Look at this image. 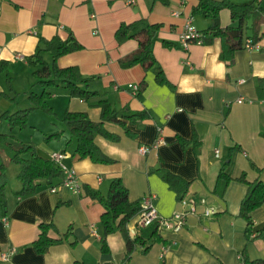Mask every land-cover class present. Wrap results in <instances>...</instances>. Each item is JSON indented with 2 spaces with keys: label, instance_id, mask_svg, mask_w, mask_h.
Listing matches in <instances>:
<instances>
[{
  "label": "crops",
  "instance_id": "obj_1",
  "mask_svg": "<svg viewBox=\"0 0 264 264\" xmlns=\"http://www.w3.org/2000/svg\"><path fill=\"white\" fill-rule=\"evenodd\" d=\"M129 1L0 0V58L10 61L13 86L19 92L15 101L0 96V114L30 106L29 93L43 89L39 90L35 84L32 75L35 67L28 63L25 55L37 49L40 38H51L57 33L64 36L71 31L84 47L62 55L58 63L78 65L84 75H94L89 88L119 104L118 109L146 108L154 117L138 122L126 119V128L134 131V135L125 134L122 126L108 125L121 137L117 141L101 135L96 137L104 152L114 159L107 164L74 156L77 141L61 120L66 109L84 110L91 118L98 119L100 110L91 105L98 97L90 100L71 97L69 90L58 84L52 87L49 99L56 116L60 117L58 123L53 116L44 118L38 113L41 110L34 109L29 119L32 132L28 139L23 129L9 126L5 132L18 140L33 142L43 157L52 159L53 152L63 151V163L78 172L82 188L75 192L59 185L52 191V185L42 183L31 195H17L16 191L22 187L18 178L20 169L15 173L14 164L10 162L13 152L0 148V160L8 162L10 208L7 222L0 218V264H70L74 260L84 264H240L246 245L251 259L264 257V242L260 238L247 242L246 222L239 215L248 184L232 179L225 186L218 181L225 162L226 170L234 177L246 173L248 180L257 177L264 180V169L258 172L252 167V163L264 166V84L260 86L264 79V51L260 50L264 38L258 43L259 48L245 47L236 51L235 61L229 66L222 56V42L218 37L210 43L182 46L180 34L196 0H171L170 5H154L152 0H134L131 4ZM263 3L264 0H257L258 5L264 6ZM174 10L180 14L174 15ZM221 16L223 24L230 22L228 9L222 10ZM140 17L162 23L155 35L160 38L153 40L159 64L148 71L141 65L123 68L119 63L121 57L138 48L136 38L120 44L115 39L121 22ZM195 23L202 30L212 22L199 16L195 17ZM163 39L177 45L165 46ZM160 69L171 84L157 82L156 74ZM144 76L147 87L141 101L132 85L138 84ZM5 89L3 75L0 91ZM4 122L0 121V126ZM58 130L63 131L60 138L45 141L46 133ZM194 131L202 140L201 146L195 148L191 143L184 147L177 135L190 139ZM144 144L151 146L146 153L140 151ZM234 146L230 155V147ZM216 149L220 150V156H216ZM154 167L193 181L182 201L162 178L161 171H151ZM14 176L18 180L14 178L12 182ZM115 176L123 178L132 199L150 196L164 216L190 209L191 199L195 200L196 211L187 215L181 230L160 231L169 239L164 260L160 257L164 243H155L148 250L138 243L127 256L126 241L119 231L108 236L110 250H101L100 219L105 207L87 194L86 188L106 193ZM207 208L212 212L206 213ZM253 219L256 227L264 224V204L254 210ZM42 221H54L61 232L73 225L77 244H70L72 237L62 239L47 252L38 253L32 243ZM130 223L133 226V219L128 225ZM150 244L151 241L147 246ZM13 247L16 250L3 259L1 254Z\"/></svg>",
  "mask_w": 264,
  "mask_h": 264
},
{
  "label": "trees",
  "instance_id": "obj_2",
  "mask_svg": "<svg viewBox=\"0 0 264 264\" xmlns=\"http://www.w3.org/2000/svg\"><path fill=\"white\" fill-rule=\"evenodd\" d=\"M157 3L170 5L171 0H152ZM230 11V22L222 23V10ZM191 14L195 17H204L211 20V25L202 29L204 34V43H210L215 38H220L222 42V56L230 66L235 61L236 51L246 47V39L252 38L253 43L258 44L264 38V6L258 5L257 0L247 3H237L234 0H196L191 7ZM246 20L250 22L246 23ZM162 23L151 22L146 17H140L130 22L123 21L115 31V39L118 44L130 38H136L139 41L138 48L129 55L121 57L119 63L123 68L134 65H141L145 71H148L154 65L159 64L153 50V40L155 35L161 29ZM165 46H176L173 41L163 39ZM43 45V48H42ZM84 45L77 39L73 32L66 35L57 33L51 38H40L37 49L25 55V59L35 69L32 75L35 84L42 86V91H31L28 95L30 106L19 108L14 112L4 111L0 114V121H5L11 128L24 129L29 124V119L34 109H39L47 115L54 116L56 111L50 104L49 99L52 96V87L62 84L71 95L84 100H90L98 97V100L91 105L99 108V118L93 119L89 113L84 110L66 109L63 115V122L77 141V146L73 155L79 159L89 158L94 163L107 164L114 162V159L106 154L101 146L97 143L96 137L101 135L111 141H117L121 137L118 132L108 128L110 124H116L124 128L125 134H135L134 131L126 128V119L131 122L147 121L154 119L152 113L146 109L130 110L128 108L122 111L108 98L102 96L98 90L89 88L90 82L95 77L86 76L82 73L78 65L61 66L58 63L62 55L80 50ZM43 50L49 52L51 60H48L43 54ZM264 51V46H260ZM5 76L6 89L0 91V96L11 100H16L19 92L13 86V75L10 70V61L0 58V77ZM156 80L159 83H170L163 69L158 70ZM264 79L261 80L260 86H263ZM147 87V80L144 76L138 83L136 95L142 101L143 91ZM62 130L49 132L45 134V141L50 142L60 138ZM264 137V128L262 129ZM177 139L185 147L193 144L199 148L202 144L198 133L194 131L190 139L177 135ZM69 145V141L66 146ZM0 146L8 147L13 153L10 162L20 166L18 178L22 183L21 189L16 191L17 195L28 196L35 193L42 183L48 185L59 184L64 176L62 168L52 159L43 157L37 151L33 142H25L14 138L8 132L0 131ZM230 147V155L234 151ZM225 162L218 174V181H222L225 186L232 179H238L248 184L247 195L242 199L240 204L239 215L245 220L244 236L249 243L255 238H260L264 242V224L256 227L254 225L253 212L264 204V180L257 177L254 180H248L246 173L238 177L232 176L231 172L226 170ZM252 167L258 172L264 169L252 163ZM161 171L162 178L169 184L170 188L176 192L177 199L182 201L185 194L190 189L193 181L186 180L179 175L170 171H165L160 167H154L151 171ZM8 186V162L0 161V218L9 215V201L7 197ZM87 194L92 198L99 200L105 207L101 214L100 223L102 226V237L100 239L101 250L107 252L110 250L108 236L115 231H119L126 241L127 256L134 250L138 243L145 246L148 250L155 243H168L169 239L157 230L156 225L147 228H139L138 234L132 236L129 230V222L140 209L142 198L132 199L129 188L121 176H115L108 187L106 193L99 189L87 187ZM60 204V203H58ZM57 204V205H58ZM40 232L33 241V246L38 253H45L48 249L62 239L73 238L71 245L77 244L74 227L70 225L68 229L61 232L54 221L39 223ZM56 233V235H53ZM151 241V244H147ZM244 264H264V257L251 259L246 245L242 250ZM70 264H84L81 260H74ZM104 264H112L105 262Z\"/></svg>",
  "mask_w": 264,
  "mask_h": 264
},
{
  "label": "built area",
  "instance_id": "obj_3",
  "mask_svg": "<svg viewBox=\"0 0 264 264\" xmlns=\"http://www.w3.org/2000/svg\"><path fill=\"white\" fill-rule=\"evenodd\" d=\"M129 3L130 4L134 3V0H130ZM173 13L174 15L178 16L180 14V11L174 10ZM180 41L184 48H188L192 43L203 44L205 42L204 34L196 25L195 18L192 14H188L186 16V22L184 24L183 31L180 34ZM246 47L251 49L259 48V44L253 43L252 38L248 37L246 39ZM18 55L20 56V54ZM132 88L137 91L138 84H133ZM242 100L243 98H239V101ZM150 148H151L150 145L144 144L140 146V151L142 153H146ZM215 153L216 156H220L221 154L219 149H216ZM64 156L65 153L63 151H56L51 154L52 160L55 161L64 171V176L62 178L61 183L53 184L51 190L56 191L57 187L59 185H62L72 191L80 192L82 188V184L80 182L78 172L74 168L68 167L63 163L62 159ZM191 200H192V204L190 209L184 211H176L171 216H164L159 213L156 205L152 201V198L150 196L144 195L140 202V209L132 217L134 224H132L133 226H131V223L129 225V230L132 236H136L138 234L139 227L147 228L152 225H156L158 231L181 230L186 223L187 215L189 213L196 211L195 200L194 199ZM210 212H212V210L207 208L206 213H210ZM3 218L7 222V218L6 217ZM168 248H169L168 243L162 244L161 253H160V257L162 260H164ZM15 250L16 248L13 247L9 251L3 252L1 254V257L3 259H7L9 255ZM240 264H244V262H241Z\"/></svg>",
  "mask_w": 264,
  "mask_h": 264
},
{
  "label": "rangeland",
  "instance_id": "obj_4",
  "mask_svg": "<svg viewBox=\"0 0 264 264\" xmlns=\"http://www.w3.org/2000/svg\"><path fill=\"white\" fill-rule=\"evenodd\" d=\"M263 5H264V3H263ZM247 22H249V20H246V23ZM160 37L159 36H156L155 37V40H158ZM42 48H43V45H42ZM43 54L45 55V57L48 59V60H51V55L49 54V52H47V51H45V50H43ZM37 86H39V90L42 88V86L40 85V84H38ZM117 106H118V108H120L121 106L119 105V104H116ZM38 113H40L44 118H50V116L49 115H47L46 113H44L43 111H38ZM53 120L55 121V122H59V119H60V117H57L56 115H54L53 117ZM62 120V119H61ZM29 122V121H28ZM62 122H63V120H62ZM64 123V122H63ZM29 126H27L26 127V129H23L24 131H23V134H25L26 135V138L28 139V137H29V134L32 132V127H30V123L28 124ZM9 129V125L7 124V122H4L3 123V125H1L0 126V131L1 132H5V130H8ZM0 148H4V149H6V150H9V152H11L10 151V149H8V147H5V146H0ZM1 161V160H0ZM14 165V168H15V173H16V170H18V169H20V166L18 165V164H16V163H13ZM16 175V174H15ZM15 178V180H18L17 178H16V176H14V177H12L11 179H12V182H13V179ZM219 183H223L222 181H219Z\"/></svg>",
  "mask_w": 264,
  "mask_h": 264
}]
</instances>
